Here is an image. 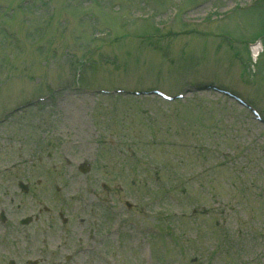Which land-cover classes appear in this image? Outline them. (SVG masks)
Masks as SVG:
<instances>
[{
  "label": "rangeland",
  "instance_id": "1",
  "mask_svg": "<svg viewBox=\"0 0 264 264\" xmlns=\"http://www.w3.org/2000/svg\"><path fill=\"white\" fill-rule=\"evenodd\" d=\"M1 213L0 264H264V0H0Z\"/></svg>",
  "mask_w": 264,
  "mask_h": 264
},
{
  "label": "water",
  "instance_id": "2",
  "mask_svg": "<svg viewBox=\"0 0 264 264\" xmlns=\"http://www.w3.org/2000/svg\"><path fill=\"white\" fill-rule=\"evenodd\" d=\"M81 171L85 174V173H87V172L89 171V167L83 165V166L81 167ZM22 186H23V185H21V187H22ZM24 189L27 190L26 187H24ZM29 222H31V219H27L26 221H24L25 224H28Z\"/></svg>",
  "mask_w": 264,
  "mask_h": 264
},
{
  "label": "bare ground",
  "instance_id": "3",
  "mask_svg": "<svg viewBox=\"0 0 264 264\" xmlns=\"http://www.w3.org/2000/svg\"><path fill=\"white\" fill-rule=\"evenodd\" d=\"M254 50H255V53H256L257 52V48L256 49L254 48Z\"/></svg>",
  "mask_w": 264,
  "mask_h": 264
}]
</instances>
